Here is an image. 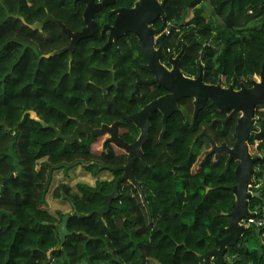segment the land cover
<instances>
[{
	"label": "trees",
	"instance_id": "obj_1",
	"mask_svg": "<svg viewBox=\"0 0 264 264\" xmlns=\"http://www.w3.org/2000/svg\"><path fill=\"white\" fill-rule=\"evenodd\" d=\"M205 3L212 7L209 18ZM165 9L178 39L169 47L177 43L179 51L186 45L183 72L198 76L203 66L207 84L251 86L249 80L259 76L264 62V0H168ZM82 12L73 0H0V264H200L199 257L228 236L235 202L227 188L236 184L237 164L223 174L227 155L217 161L206 158L211 149L208 138L196 140L204 129L218 144L235 142L236 120L222 130L213 121L225 115L211 102L194 123L190 104L186 122L179 114L170 118L165 139L173 143L168 150L174 166L158 142L162 115L153 114L143 147L145 164L137 161L136 182L120 185L114 207L103 219L97 214L72 216L69 235L58 248V225L64 217L46 209L49 194L68 201L69 215H88L103 206L102 195L111 194L123 174L100 170L98 164L123 166L127 155L111 144L97 154L93 146L99 138L89 135L66 145L32 114L63 135L71 134L85 118L94 128L120 120L121 137L131 143L139 130L107 107L101 91L113 83L112 71L116 86L107 96L129 115L163 94L157 86H141L140 94L135 93L136 73L148 77L140 42L130 34L118 47L95 52L106 43L98 30L77 45L72 58L68 53L47 57L67 46L69 38L54 23H47L42 32L32 26L51 14L80 30ZM98 23L100 29L104 21ZM256 120L257 130L248 144L263 154L264 106H258ZM79 167L95 177L106 172L113 178L97 179L94 186L60 183L53 188L57 173L68 175ZM256 168L260 196L252 198L248 208L263 216L264 159ZM225 264H264V227L248 228L238 245L228 249Z\"/></svg>",
	"mask_w": 264,
	"mask_h": 264
},
{
	"label": "water",
	"instance_id": "obj_2",
	"mask_svg": "<svg viewBox=\"0 0 264 264\" xmlns=\"http://www.w3.org/2000/svg\"><path fill=\"white\" fill-rule=\"evenodd\" d=\"M88 7L85 9L83 17L86 27L80 32H73L66 27L61 21L57 20L54 16L48 14L47 17L40 23L32 26V29L42 30L47 23H54L58 25L63 32H65L71 42L68 47L56 50L49 54L47 57L70 53L72 58L77 44L88 37H92L95 33L96 22L94 16L96 13L103 11L106 7V1L94 4V0L85 1ZM166 2L160 4L157 0H137L135 7L132 9H119L111 14L116 15V20L113 26L106 25L103 28L102 35L106 32L108 35L107 44L95 50V52H104L112 43L116 46L118 40L122 37L132 34L141 44L142 50L148 58L146 69L154 74L152 80H143L136 74V93L139 92L141 85H158L169 91V94L158 98L149 104L145 105L139 112L129 116L126 112L119 109L115 98L108 99L107 90L111 86H116L115 73H113V83L106 88H102L104 101L108 108L113 107L124 120L133 124L140 130V135L137 141L133 144L126 143L120 137V121H115L111 125L103 124L99 128H93L85 118V122L77 121V126L71 134L63 135L54 124H47L38 119L35 114H32L33 119L39 122L44 129H52L55 132V139L63 141L66 145L72 146L80 141L81 136L89 135L95 138L106 137L103 143V150L107 149L109 144L122 149L127 155L126 164L116 168L98 164L100 170H108L111 172L121 171L123 174L118 178L114 190L111 194L102 195L104 204L101 208L95 210L88 215H82L74 212L72 215H66L62 222L58 225V233L61 240L59 249L62 248L66 241L69 231L67 224L69 219L74 216L78 218H90L93 214L99 215L102 219L106 214L110 213L113 209V202L117 199L119 194L120 185L123 182H135V166L136 161L140 159L145 163V157L142 147L149 140V133L151 128L150 119L152 114L160 112L162 114V132L160 134V143L163 145V151L167 157L173 161L172 157L167 151L168 144L164 142L163 138L167 131V123L173 114L177 113L184 115L178 107V102L182 99H193L194 102V120L198 114L206 107L208 102L214 104L218 109L230 112L226 119H217L214 122L221 123L225 128L235 116H239L237 125L235 127L234 140L235 144L232 148L227 144L217 145L211 135L205 130L200 135L209 139L212 150L209 155L216 154L217 156L226 152L228 160L223 173L229 168L230 163L235 160L239 164L235 169L236 184L233 187L227 188L235 196L232 212L229 214L230 221L227 228L228 236L222 240H217V248L212 251L201 255L199 257L200 264H225L226 254L229 248L236 247L243 237L245 231L248 229L242 222L249 215V200L260 196V193L254 195L249 193V184L253 182L254 174L256 173L255 165L264 159V153L259 157H252L250 154L248 141L253 133L256 132V111L258 106H264V62L262 64L259 76L251 78L249 83L251 87L248 88L245 83L240 85V89H235V86L223 87L222 84L209 85L203 81V66H200V73L196 80L185 78L181 72L178 63L173 64V71L167 72L164 67L159 63L158 57L153 60L155 55L153 49V42L155 36H160L165 28V25L160 30H153L149 26L155 22L159 15L163 14ZM161 35L157 42L163 39ZM163 46V44L161 43ZM183 54V51L180 55ZM158 55V54H156ZM14 175L10 180H5L3 188H6L8 182L14 179ZM51 252H49L50 255Z\"/></svg>",
	"mask_w": 264,
	"mask_h": 264
},
{
	"label": "flooded vegetation",
	"instance_id": "obj_3",
	"mask_svg": "<svg viewBox=\"0 0 264 264\" xmlns=\"http://www.w3.org/2000/svg\"><path fill=\"white\" fill-rule=\"evenodd\" d=\"M85 1H88V0H73V3H74V5H75V7L77 6V5H79V7L81 8V7H83V12H82V19H83V24H84V26L80 29V30H76V31H74V30H72L71 28H69L70 30H72L73 32H80V31H82L85 27H86V23H85V21H84V17H83V14H84V11H85V9L88 7V5H87V3L85 2ZM104 1H106V7H105V9L103 10V11H100L99 13H96L95 14V16H94V21L96 22V28H95V33H94V35L98 32V30H100V34L102 35V31H103V28H104V26H106V25H111V26H113L114 25V23H115V20H116V15L114 14H111L112 12H115V11H117V10H119V9H132V8H134L135 7V4H136V2H137V0H94V4H97V3H102V2H104ZM160 4H162V2H166V4H167V1L168 0H157ZM166 4H165V8H166ZM164 8V12H163V14H161V15H159V17L155 20V22L154 23H152L149 27L151 28V29H153V30H160V29H162V27L165 25V28H164V30L162 31V33H161V35H164V37H163V39L161 40V41H159V42H157L158 41V39H159V37L161 36H155V38H154V42H153V49H154V52H155V55L153 56V60H156L157 59V57H158V60H159V63H160V65L162 66V67H164L165 68V70L167 71V72H172L174 69H173V64L174 63H178L179 65H180V69H181V72L183 73V75H184V77L185 78H188V79H191V80H196L197 78H198V76H190V75H188V74H186L185 72H183V70H182V68H181V58H182V55H180L181 54V52L183 51V53H184V51H185V48H186V45L184 44L182 47H181V50H179V51H177V49H176V46H177V43H175L174 44V47H169L170 46V44L171 43H173L174 41H176V40H178L177 38H176V35L177 34H174L173 33V26L169 23V21H168V19H167V17H166V14H165V9ZM51 15V14H50ZM53 16V15H52ZM101 19L104 21V23L102 24V26H101V28L100 29H98V26H99V23H98V20H100L101 21ZM57 20H59V19H57ZM59 21H61V20H59ZM62 22V21H61ZM63 23V22H62ZM64 24V23H63ZM46 25V24H45ZM45 25H44V27H45ZM65 25V24H64ZM58 26V25H57ZM44 27H43V29L42 30H40L41 32L44 30ZM59 27V26H58ZM67 27V26H66ZM60 28V27H59ZM68 28V27H67ZM61 29V28H60ZM35 30H39V29H35ZM62 31V30H61ZM63 32V31H62ZM176 32L178 33V30H176ZM63 33H65V32H63ZM66 34V33H65ZM67 35V34H66ZM93 35V36H94ZM108 35H109V33L108 32H106L105 34H103L102 36H106V43H105V45L107 44V42H108ZM129 35V34H128ZM130 35H132V34H130ZM67 37L69 38V36L67 35ZM123 38V37H122ZM84 40V39H83ZM120 40V39H119ZM119 40H118V44H119ZM82 41V40H81ZM80 41V42H81ZM70 42H71V39L69 38V43H68V45L67 46H65V47H68L69 46V44H70ZM79 42V43H80ZM78 43V44H79ZM161 43L163 44V46L161 45ZM77 44V45H78ZM118 44H117V46L114 44V43H112V45H110L109 47H111V46H115V47H118ZM104 45V46H105ZM141 45V44H140ZM103 46V47H104ZM65 47H63V48H65ZM77 47V46H76ZM142 48V47H141ZM105 51V50H104ZM142 52H143V50H142ZM66 54V53H65ZM69 55H70V53H68ZM143 54H144V52H143ZM156 54H158V55H156ZM144 56H145V60H146V63H144L143 65H142V68L147 72V79H143V78H141L140 76V78L141 79H143V80H152L153 78H154V74L150 71V70H148V69H146V66H147V64H148V58L146 57V55L144 54ZM72 57H73V55H72ZM70 58H71V56H70ZM200 73V72H199ZM136 74H138V73H136ZM139 75V74H138ZM204 81V80H203ZM136 83H137V78H136ZM205 83V82H204ZM205 84H207V83H205ZM209 85H211V84H209ZM241 85V84H240ZM135 86H136V84H135ZM141 86H151L152 88L154 87V89H155V86H157L158 88H159V90L161 89L162 91H163V94L162 95H160L159 97H156V98H154V99H152L150 102H152V101H154V100H156V99H158V98H161V97H163V96H166L167 94H169V91H167L166 89H164L163 87H161V86H158V85H141ZM140 86V87H141ZM231 86V85H230ZM234 86V85H233ZM247 86V85H246ZM223 87H226V86H223ZM229 87V86H228ZM248 87V86H247ZM251 87V86H250ZM250 87H248V88H250ZM235 89H240V86L238 87V88H236L235 87ZM135 93H136V87H135ZM137 95H139L140 94V88H139V92L138 93H136ZM109 99V98H108ZM190 100V101H189ZM150 102H148L147 104H149ZM193 102H194V100L193 99H182V100H180L179 102H178V107L180 108V110L182 111V113H183V115H184V119L182 118V116H181V118L183 119V121L184 122H186L187 121V118H186V115H185V110H187L186 109V105L187 104H190L191 105V107H193V114L191 115V119H192V122L194 123L195 121H196V119L194 120V104H193ZM209 103V102H208ZM207 103V104H208ZM146 104V105H147ZM207 106V105H206ZM220 110V109H219ZM140 111V110H139ZM138 111V112H139ZM223 113H224V115H225V118L224 119H226L228 116H229V114H230V112H226V111H223V110H221ZM127 113V112H126ZM137 113V112H136ZM156 113H160V112H156ZM128 114V113H127ZM135 114V113H134ZM155 114V113H154ZM175 114H177V113H175ZM175 114H173V115H175ZM129 115V114H128ZM133 115V114H132ZM153 115V114H152ZM162 115V114H161ZM199 115V114H198ZM129 116H131V115H129ZM152 117V116H151ZM173 117V116H172ZM172 117H170V118H172ZM198 117V116H197ZM162 116H161V125H162ZM238 118H239V116H235L234 118H232V120L231 121H233V120H236V125H237V120H238ZM218 118H216L215 120H217ZM170 120V119H169ZM169 120H168V122H169ZM117 121H120V120H117ZM126 121V120H125ZM85 122V121H84ZM214 122V121H213ZM114 123V122H113ZM150 123H151V119H150ZM214 123H218V122H214ZM229 123V122H228ZM120 124H122V121H120ZM221 124V123H220ZM222 125V124H221ZM228 125V124H227ZM236 125H235V127H236ZM77 126V125H76ZM94 128V127H93ZM137 128V127H136ZM167 128H168V123H167ZM226 128V127H225ZM225 128H223V125H222V130H225ZM138 129V128H137ZM151 129V128H150ZM139 130V129H138ZM121 131H123L121 128H120V137L122 136V134L124 133V131H123V133L121 132ZM203 131H204V129L202 130V132L196 137V140L197 139H199V138H201L200 137V135L203 133ZM126 132V131H125ZM161 132H162V128H161V131L159 132V135H158V142L160 143V134H161ZM166 133H167V131H166ZM166 133H165V135H164V138H163V140H164V142L165 143H167L168 144V146H167V151H168V153H169V147L173 144L172 142H168V141H166V139H165V137H166ZM234 133H235V130H234ZM234 133H233V136H234ZM139 135H140V130H139ZM139 135H138V137H137V139L139 138ZM212 137V136H211ZM103 138V137H102ZM122 138V137H121ZM207 138V137H206ZM213 138V137H212ZM105 139H106V137H105ZM123 139V138H122ZM137 139L134 141V142H131V143H128V142H126L124 139V141L126 142V143H128V144H133V143H135L136 141H137ZM233 139H234V137H233ZM209 140V139H208ZM213 140H214V138H213ZM215 141V140H214ZM210 142V141H209ZM147 143V142H146ZM145 143V144H146ZM215 143L217 144V145H219V146H221L222 144H224V143H222V144H218L216 141H215ZM161 144V143H160ZM225 144H227L226 142H225ZM234 144H235V142H234ZM234 144L233 145H228L227 144V146L228 147H230V148H232L233 146H234ZM162 145V144H161ZM210 145H211V143H210ZM144 147V146H143ZM143 147H142V150H143ZM122 150V149H121ZM212 150V145H211V149H210V151ZM123 151V150H122ZM162 151H163V145H162ZM210 151L208 152V154H207V156H206V158L207 157H211V158H213L214 159V161H217L222 155H224V154H226L227 155V160H228V154L226 153V152H222V153H220L218 156L216 155V154H213V155H209V153H210ZM124 152V151H123ZM125 153V152H124ZM163 153H164V151H163ZM126 154V153H125ZM143 154H144V152H143ZM170 154V153H169ZM250 154H251V156L252 157H259V156H261L262 154H258V155H253L251 152H250ZM127 155V154H126ZM164 155H166L165 153H164ZM167 156V155H166ZM171 156V155H170ZM127 157H128V155H127ZM172 157V156H171ZM172 159H173V157H172ZM170 160V159H169ZM227 160H226V162H227ZM127 161V160H126ZM137 161H141L140 159H138ZM137 161H136V164H137ZM171 161V163L173 164V166H174V160L172 161V160H170ZM142 162V161H141ZM226 162H225V167H226ZM233 163H236L237 165L239 164L237 161H235V160H233L231 163H230V166L233 164ZM145 164V163H144ZM237 165H236V168H237ZM258 164H256L255 165V169H256V171H257V168H256V166H257ZM230 166H229V168H230ZM229 168L223 173V174H225L228 170H229ZM235 168V169H236ZM135 169H136V166H135ZM225 169V168H224ZM235 169H234V175H235ZM224 171V170H223ZM134 176H135V172H134ZM127 182V181H126ZM136 182V181H135ZM138 184V186L140 187V183H137ZM257 186H256V178H255V174H254V177H253V182L251 183V184H249V193L250 194H252V195H254L255 193H257L256 192V189H258V188H256ZM259 193V192H258ZM259 197V196H258ZM249 201H251V199L249 200Z\"/></svg>",
	"mask_w": 264,
	"mask_h": 264
},
{
	"label": "rangeland",
	"instance_id": "obj_4",
	"mask_svg": "<svg viewBox=\"0 0 264 264\" xmlns=\"http://www.w3.org/2000/svg\"><path fill=\"white\" fill-rule=\"evenodd\" d=\"M205 7V15L209 18L212 15V7L208 5L207 3L204 4ZM105 137L99 138L96 143L93 146L94 151L97 154H100L103 150V143H104ZM115 149V148H114ZM250 152L253 155H258V152L256 151L255 146H249ZM117 152H120V150L115 149ZM206 157V155H204ZM203 157H201L202 159ZM199 166L197 165L196 168ZM42 168V165L38 166V170ZM112 175L110 173L103 172L99 174L98 176H94L90 173H88L84 168L79 167L74 171H71L68 175L64 174L63 172H59L54 177V184L53 188H55L60 183H65L70 186H75L78 183H86L89 185L94 186L97 179H112ZM264 181V178L261 180V182ZM260 182V181H259ZM261 183L256 184V188L260 186ZM46 209L54 214L56 217L60 218L61 216L65 217L66 215H69L72 211L71 205L66 201L65 199H59L56 200L52 197V194H49L47 198V206Z\"/></svg>",
	"mask_w": 264,
	"mask_h": 264
},
{
	"label": "built area",
	"instance_id": "obj_5",
	"mask_svg": "<svg viewBox=\"0 0 264 264\" xmlns=\"http://www.w3.org/2000/svg\"><path fill=\"white\" fill-rule=\"evenodd\" d=\"M249 212L250 215L246 219H244L242 223L246 225L248 228L252 226H256L258 228L264 227V213L263 216H261L258 209Z\"/></svg>",
	"mask_w": 264,
	"mask_h": 264
}]
</instances>
